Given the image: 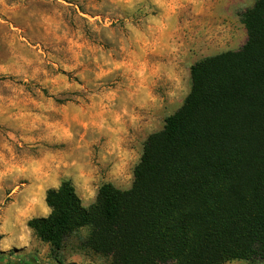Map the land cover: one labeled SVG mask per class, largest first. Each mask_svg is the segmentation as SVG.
Masks as SVG:
<instances>
[{
  "label": "rangeland",
  "instance_id": "1",
  "mask_svg": "<svg viewBox=\"0 0 264 264\" xmlns=\"http://www.w3.org/2000/svg\"><path fill=\"white\" fill-rule=\"evenodd\" d=\"M254 1L0 0V264H109L79 248L86 228L52 258L27 220L65 179L85 207L102 183L128 189L191 65L246 42Z\"/></svg>",
  "mask_w": 264,
  "mask_h": 264
},
{
  "label": "trees",
  "instance_id": "2",
  "mask_svg": "<svg viewBox=\"0 0 264 264\" xmlns=\"http://www.w3.org/2000/svg\"><path fill=\"white\" fill-rule=\"evenodd\" d=\"M246 42L190 67L182 104L148 135L128 189L102 183L85 207L69 179L27 226L57 260L79 248L109 264L264 261V0L240 14Z\"/></svg>",
  "mask_w": 264,
  "mask_h": 264
},
{
  "label": "crops",
  "instance_id": "3",
  "mask_svg": "<svg viewBox=\"0 0 264 264\" xmlns=\"http://www.w3.org/2000/svg\"><path fill=\"white\" fill-rule=\"evenodd\" d=\"M50 211V210H49ZM47 244V243H46Z\"/></svg>",
  "mask_w": 264,
  "mask_h": 264
}]
</instances>
